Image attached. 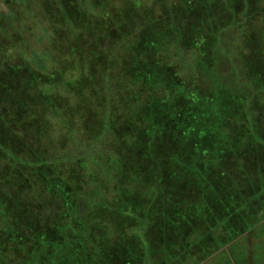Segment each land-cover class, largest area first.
I'll list each match as a JSON object with an SVG mask.
<instances>
[{
  "label": "trees",
  "instance_id": "1",
  "mask_svg": "<svg viewBox=\"0 0 264 264\" xmlns=\"http://www.w3.org/2000/svg\"><path fill=\"white\" fill-rule=\"evenodd\" d=\"M37 1L43 54L0 0V264L264 260V0Z\"/></svg>",
  "mask_w": 264,
  "mask_h": 264
},
{
  "label": "rangeland",
  "instance_id": "2",
  "mask_svg": "<svg viewBox=\"0 0 264 264\" xmlns=\"http://www.w3.org/2000/svg\"><path fill=\"white\" fill-rule=\"evenodd\" d=\"M29 4L26 5L27 12L24 11L22 15V23H26L28 27H22V35L24 38L29 41V49L27 52L31 54L32 52H38L39 54H43L47 50L49 51V39L47 38V33L49 26L45 23L44 19H42V15L40 13V9L38 8V1L36 0H28ZM22 4V9L25 10L24 5ZM2 10L6 9L2 7ZM35 11V12H33ZM34 13L37 17L34 16ZM29 29V31H28ZM25 48V47H24ZM254 246V245H253ZM251 246V249L252 247ZM254 264H264V260H259L255 256L253 257Z\"/></svg>",
  "mask_w": 264,
  "mask_h": 264
},
{
  "label": "crops",
  "instance_id": "3",
  "mask_svg": "<svg viewBox=\"0 0 264 264\" xmlns=\"http://www.w3.org/2000/svg\"><path fill=\"white\" fill-rule=\"evenodd\" d=\"M243 238H246V239L248 238V239L250 240V239L252 238V236H251V235H247V236H244ZM251 241H252V240L249 241L248 248H249V247L251 248V246H252V242H251ZM250 242H251V243H250ZM250 244H251V246H250ZM252 259H253V256H252V254H251V260H250V261H253Z\"/></svg>",
  "mask_w": 264,
  "mask_h": 264
},
{
  "label": "flooded vegetation",
  "instance_id": "4",
  "mask_svg": "<svg viewBox=\"0 0 264 264\" xmlns=\"http://www.w3.org/2000/svg\"><path fill=\"white\" fill-rule=\"evenodd\" d=\"M251 243V242H250ZM250 246H251V244H250Z\"/></svg>",
  "mask_w": 264,
  "mask_h": 264
}]
</instances>
